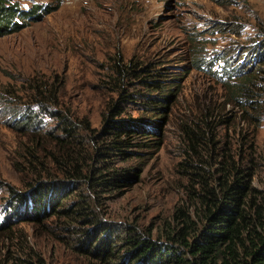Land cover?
I'll return each instance as SVG.
<instances>
[{"label":"rangeland","instance_id":"rangeland-1","mask_svg":"<svg viewBox=\"0 0 264 264\" xmlns=\"http://www.w3.org/2000/svg\"><path fill=\"white\" fill-rule=\"evenodd\" d=\"M12 2L53 10L0 37V264H110L126 251L129 234L174 244L184 253L166 235L184 225L178 210L194 217L188 188L197 163L208 174L222 160L237 161L252 176L264 211V59L254 62L252 56L264 48V0ZM120 66H136L135 73L118 77ZM247 76L252 82L244 81ZM143 79L165 90H151ZM243 81L248 95L238 98L232 92ZM41 86L57 91L70 108L80 129L75 141L45 149L47 134H60L53 115L58 108L48 97L38 130L31 135L17 126ZM148 94L170 98L158 111L147 104ZM245 98L260 102L251 108L254 102ZM109 118L139 120L151 131L123 136L127 147L108 149L114 137L113 129L104 128ZM30 138L45 148L37 149ZM67 153L79 167H69ZM29 160L37 170L53 160L52 173L43 176L59 183L52 203H62L53 212L38 215L30 204L15 211L11 193L24 194L34 183ZM55 162L83 174L103 171L104 179L119 178V186L71 185ZM84 198L92 212L87 216H96L91 220L79 212ZM67 207L73 211L65 213ZM89 234H108L116 257L99 255Z\"/></svg>","mask_w":264,"mask_h":264},{"label":"trees","instance_id":"trees-1","mask_svg":"<svg viewBox=\"0 0 264 264\" xmlns=\"http://www.w3.org/2000/svg\"><path fill=\"white\" fill-rule=\"evenodd\" d=\"M53 9L49 6L33 5L29 9H23L12 0H0V37L7 35L11 32H17L26 27L30 21H38L43 14L50 13ZM254 62L264 59V48H258L252 54ZM240 63V61H239ZM131 67V66H130ZM120 66L117 69V76L123 77L126 74L135 73L133 69ZM237 63L234 69H238ZM145 69L139 70V73ZM159 76V75H158ZM253 76H247L244 81H249ZM151 90L161 91L165 90L162 85H157L156 80H142ZM240 83L235 86L234 93L238 98L247 93L246 82ZM252 82V80H250ZM171 90V88H168ZM45 91V92H44ZM48 91V92H46ZM38 96L34 98L35 104L27 106L24 111L19 113L18 120L16 119L17 126H23L26 133L33 134L38 123L40 112L46 111L49 102L46 101L48 97L53 101L54 107L58 108L53 110V115L58 119L60 134H47L48 147L40 139L30 138V142L39 148L50 149L54 144L57 146L65 145L66 142H73L79 137L77 133L79 128L72 123L70 119V108H66L65 103L61 102L58 98L57 91L52 89L47 90L46 86L36 88ZM147 104L154 107V110L164 109L162 104L167 102L170 98L167 94H160V96H153L148 94ZM252 96V95H250ZM37 97H43V100H37ZM124 98V94L121 96ZM126 100V99H123ZM247 102H254L256 108L260 102L259 98L246 99ZM37 105V106H35ZM36 107L38 111H36ZM113 111L118 115L122 110L118 108L117 103L113 107ZM137 120V119H136ZM112 122V123H111ZM111 123V124H110ZM145 125V124H144ZM138 121L131 118H119L116 120L107 119L105 129H113V140L110 142L108 149H117L127 147L128 142L123 136L129 134H137L143 132L149 133V128H146ZM83 128V127H82ZM81 128V129H82ZM84 129V128H83ZM38 130V129H37ZM121 145V146H120ZM70 146V145H68ZM124 151V150H123ZM68 152V151H67ZM35 157V154H31ZM66 156L70 159L69 167L77 166L74 158L70 157L67 153ZM53 160L45 163L43 170H37L36 164L33 161H28L31 169L30 173L33 177L34 183L31 185L30 190L26 193L12 192L11 197L14 201L13 206L15 211L17 208L22 207L23 211L27 207H32L33 212L45 214L46 211H55L56 205H60L62 201L56 200L52 203V198L55 197L56 183L52 180H45L43 176L51 174L49 164ZM74 162L73 164H71ZM57 163V162H55ZM58 164V163H57ZM219 168L216 173L206 174V167L203 164H195L191 172V182H189L188 198L191 201L192 215L186 214L181 210L179 219L184 225L178 230L168 231L166 239L172 243L179 244V248H183L184 253L188 256L185 257L184 253L172 249L174 244H160L150 238H139L128 235L124 240L126 251L120 256L118 261L112 260L110 264H264V211L261 205L256 202L257 198L254 194L255 189L251 185L252 176L245 174L237 161L219 162ZM59 171L64 178L70 182L71 185L88 183L90 185L98 186H119V178H106L104 179V172L96 174L91 171L89 174H83V169L74 167L72 171L66 169L65 166ZM42 175V176H41ZM249 177V180L246 179ZM101 180V181H98ZM65 181H61L63 184ZM67 197V196H65ZM84 206L80 207L79 212L85 215V220H91L96 216H87L91 214L89 203L84 198ZM59 207V206H58ZM60 210V209H59ZM194 210V211H193ZM63 211L67 213L72 212V208H64ZM60 212V211H57ZM70 215V214H68ZM196 217V219H195ZM98 221V220H96ZM202 225L201 227L199 226ZM94 239V240H92ZM88 241L93 242L97 253L101 256L113 255L108 247L109 237L108 234L94 235L89 234ZM178 248V247H177ZM102 251V253H101ZM105 252V253H104ZM18 264H36L30 260H23ZM41 264V263H37Z\"/></svg>","mask_w":264,"mask_h":264}]
</instances>
